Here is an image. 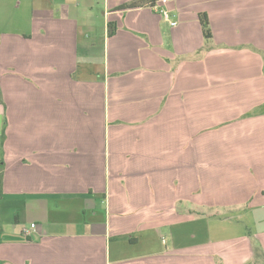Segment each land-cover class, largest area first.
I'll use <instances>...</instances> for the list:
<instances>
[{
	"label": "crops",
	"instance_id": "obj_1",
	"mask_svg": "<svg viewBox=\"0 0 264 264\" xmlns=\"http://www.w3.org/2000/svg\"><path fill=\"white\" fill-rule=\"evenodd\" d=\"M136 1L0 0V264L264 252V0Z\"/></svg>",
	"mask_w": 264,
	"mask_h": 264
},
{
	"label": "trees",
	"instance_id": "obj_2",
	"mask_svg": "<svg viewBox=\"0 0 264 264\" xmlns=\"http://www.w3.org/2000/svg\"><path fill=\"white\" fill-rule=\"evenodd\" d=\"M156 0H139L136 2H132L130 4L121 5L117 8V10H126V9H133L139 7H155ZM199 21L201 23L203 29V35L207 42H210L213 38L212 30L210 27V21L207 13H200L199 14ZM109 35H113L115 33V24H109ZM1 96V92H0ZM2 101V99H1ZM5 136V128L3 129V139ZM4 163L1 164V172H0V181H3L4 176ZM264 258V252L259 248H255V259Z\"/></svg>",
	"mask_w": 264,
	"mask_h": 264
},
{
	"label": "built area",
	"instance_id": "obj_3",
	"mask_svg": "<svg viewBox=\"0 0 264 264\" xmlns=\"http://www.w3.org/2000/svg\"><path fill=\"white\" fill-rule=\"evenodd\" d=\"M174 0H161L160 2H161V4H169L170 2H173ZM161 13L163 14V16H164V18H165V20H167V21H169L170 22V24L172 25V26H177L178 25V22L177 21H171V12L169 11V10H167V9H163V10H161ZM35 228V225L34 224H32V229H34ZM22 232H23V234H25V235H30L31 234V229H29V228H24L23 230H22Z\"/></svg>",
	"mask_w": 264,
	"mask_h": 264
},
{
	"label": "rangeland",
	"instance_id": "obj_4",
	"mask_svg": "<svg viewBox=\"0 0 264 264\" xmlns=\"http://www.w3.org/2000/svg\"><path fill=\"white\" fill-rule=\"evenodd\" d=\"M87 35L89 36L90 34L88 33ZM93 53H94V56H96V57H100L101 56V54H100L101 53V45H100V43L98 44V46L96 48H94ZM197 210H199V209H194V212L193 213L195 215L197 213H199V211H197ZM200 211H202V210H200ZM226 211H232V210H226ZM233 217H235V216H233ZM8 221H9V219H8ZM7 222L4 221L3 223L4 224H7ZM234 225H237V224L234 223ZM5 226H7V225H5ZM261 263L264 264V258H261V259H258V261L257 260L255 261V264H261Z\"/></svg>",
	"mask_w": 264,
	"mask_h": 264
}]
</instances>
